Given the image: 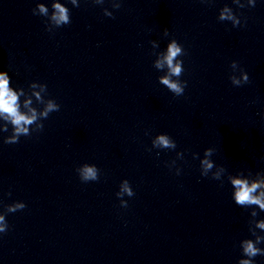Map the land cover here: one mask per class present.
<instances>
[{
	"label": "clouds",
	"instance_id": "9594fccd",
	"mask_svg": "<svg viewBox=\"0 0 264 264\" xmlns=\"http://www.w3.org/2000/svg\"><path fill=\"white\" fill-rule=\"evenodd\" d=\"M73 7H79L77 0H69ZM105 0H95L96 5H103ZM233 3L239 8H244L246 5L241 0H233ZM256 0H247V6L254 7ZM120 0H112V8L120 9ZM38 8V12L36 9ZM52 8L54 9L52 15L48 17V8L45 7L44 3H37L36 7L32 10L33 15H39L48 18L54 27L60 28L62 26L71 23V14L69 8L61 3H53ZM103 14L107 17L115 18L112 11L108 8L103 9ZM219 21H230L233 27L241 26V19L236 15L233 9L225 5L218 15ZM46 31L52 32L46 24ZM168 30L165 28L164 35L167 36ZM152 47H158L155 41H150ZM185 50L176 39H172L167 45L166 52L160 54L159 58L155 61L154 67L164 68L167 66L168 74L160 77V83L166 86V88L172 92L175 96H182L185 88L187 87V81H182L179 77L184 72L183 61L178 59L185 55ZM231 68H239L236 61H232ZM172 77H177L173 80ZM229 79L234 86H242L249 82V76L246 71L242 69L239 78L236 76H230ZM40 88V91H33L32 96L35 97L39 105H43L42 110L36 107H32V99L27 98L21 102V97L26 95L24 88H13L11 86V77L5 71H0V120L4 123L0 125V131L7 132L8 125H11V134L4 138L5 144H16L19 143L21 136H31L33 132H41L44 129L43 120L47 119L50 113L57 112L60 110V105L51 98L45 99L41 96L40 92L47 93V85L42 83L32 82L29 84L30 89ZM22 109H27L24 111ZM34 126V127H32ZM153 148H164L175 150L177 145L176 142L168 134H159L152 141ZM151 151V149H149ZM212 154L211 149H207L204 152L205 156ZM159 155V153H157ZM177 155H182L178 152ZM203 171L201 176L208 177V173L211 171L213 165L209 160H203L202 162ZM76 172L78 173L81 182H95L100 179V170L94 164L84 163L80 165ZM180 174L179 171L176 172ZM214 180H219L220 175L216 174L211 177ZM229 181L234 189L232 193L233 200L236 205L243 208H252L253 206L258 207L260 211H264V177L257 179L240 178L236 176L229 177ZM9 195L11 193L9 192ZM135 193L130 185V182L125 179L121 181L119 185V191L116 193L117 198L120 200V206L123 208L128 207V201L124 199L125 196L132 197ZM26 208V204L21 201H16L11 204L4 205V211L0 212V234L8 231L9 225L6 220V216L9 213H15L17 211ZM251 211L250 216L255 224V228L264 229V219H255L258 216V212ZM252 236L255 239H243L240 242L242 250V256L238 260V264H255L254 258L256 256H264V248L258 247V245L264 243V235H258L254 228L249 229Z\"/></svg>",
	"mask_w": 264,
	"mask_h": 264
}]
</instances>
